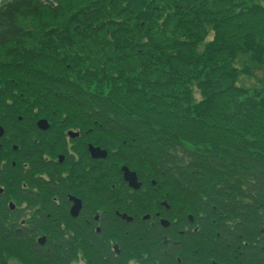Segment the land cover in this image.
I'll list each match as a JSON object with an SVG mask.
<instances>
[{"label": "trees", "instance_id": "obj_1", "mask_svg": "<svg viewBox=\"0 0 264 264\" xmlns=\"http://www.w3.org/2000/svg\"><path fill=\"white\" fill-rule=\"evenodd\" d=\"M254 67L264 69V0H1L0 159L9 130L40 115L51 129L100 131L110 164L262 250L264 81L243 84ZM7 202L0 264H76L75 249L17 234Z\"/></svg>", "mask_w": 264, "mask_h": 264}, {"label": "flooded vegetation", "instance_id": "obj_2", "mask_svg": "<svg viewBox=\"0 0 264 264\" xmlns=\"http://www.w3.org/2000/svg\"><path fill=\"white\" fill-rule=\"evenodd\" d=\"M99 133L9 130L0 188L13 212L26 218L18 233L34 232L32 224L40 223V235L30 238L41 249H75L74 258L104 264H264L259 241L237 233L233 222L206 226L202 212L169 203L156 180L129 168L140 184L131 186L123 164H110L108 138Z\"/></svg>", "mask_w": 264, "mask_h": 264}, {"label": "rangeland", "instance_id": "obj_3", "mask_svg": "<svg viewBox=\"0 0 264 264\" xmlns=\"http://www.w3.org/2000/svg\"><path fill=\"white\" fill-rule=\"evenodd\" d=\"M1 1V0H0ZM53 1V0H50ZM247 59L243 58V60L240 63V66L243 65V61L246 62ZM253 76L251 78H245L243 79V84L248 86V88H255V87H260V85L262 84L261 81H264V69L262 68H255L253 69ZM188 213V212H187ZM76 264H88L85 260V258H81V259H76L74 258V262ZM10 264H21L20 262L16 261V260H11Z\"/></svg>", "mask_w": 264, "mask_h": 264}, {"label": "water", "instance_id": "obj_4", "mask_svg": "<svg viewBox=\"0 0 264 264\" xmlns=\"http://www.w3.org/2000/svg\"><path fill=\"white\" fill-rule=\"evenodd\" d=\"M38 126L42 129H47L49 127L48 122L46 120H42L38 123ZM4 135L3 128L0 127V138ZM105 155V154H104ZM125 180L130 183L131 186L135 188H139L140 184L137 181V176L135 173L130 172L127 168H123ZM2 190H0V193Z\"/></svg>", "mask_w": 264, "mask_h": 264}]
</instances>
